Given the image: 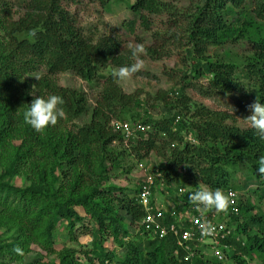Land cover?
Here are the masks:
<instances>
[{
    "label": "trees",
    "instance_id": "trees-1",
    "mask_svg": "<svg viewBox=\"0 0 264 264\" xmlns=\"http://www.w3.org/2000/svg\"><path fill=\"white\" fill-rule=\"evenodd\" d=\"M98 1L106 5L111 0ZM21 7L26 12L15 18L9 3L0 4V229L8 237L0 236V264H250L255 256L264 264V210L257 206L259 211L253 212L256 204L249 198L240 199L239 215L229 213V207L226 210L240 237V241L229 239L235 246L233 254L225 262L205 253L186 261L172 236L151 239L144 231L146 212L138 194L130 198L122 194L126 188L106 185L120 156L110 149L119 143L129 145L131 150L125 151L140 159L161 153L165 162L155 183L178 194L177 202L183 207L193 205L189 194L198 186L223 192L245 188L246 181H234L240 169L260 182L257 189L263 202L264 175L257 171V160L264 156V139L246 117L257 97L264 103V0L135 2L132 9L140 13L141 24L147 28L151 27L149 17H167L166 31L154 33L153 41L159 46L149 47L150 55L169 53L164 52L169 44L183 45L182 63L190 68L187 84L190 78H205L207 95L231 94L235 100L233 111L192 103L184 83L175 102L165 92L157 94L173 110L170 117L160 119L143 116L140 99L124 93L117 78L103 74L110 66L131 65L132 54L126 53L118 37L90 39L62 0H24ZM234 45H242V52L214 54L216 49ZM38 66L45 73L33 77ZM65 72L86 81L105 80L95 107L83 90L58 84L57 74ZM37 95L64 100L59 106L64 118L41 131L24 119ZM128 114L132 126L142 123L150 129L137 132L127 142L111 122L113 116L127 119ZM85 116L89 121L70 128L69 123ZM16 176L30 182L21 186L13 181ZM181 188H185L182 193ZM78 207L95 223L90 230L94 247L91 253L85 252V261L71 247L55 248V230L61 220L66 221L70 240H79L78 224L83 226L87 217ZM127 220L137 225L136 242L127 239ZM106 237L122 253L120 257L107 248ZM34 247L56 254L57 259L24 263Z\"/></svg>",
    "mask_w": 264,
    "mask_h": 264
},
{
    "label": "rangeland",
    "instance_id": "rangeland-1",
    "mask_svg": "<svg viewBox=\"0 0 264 264\" xmlns=\"http://www.w3.org/2000/svg\"><path fill=\"white\" fill-rule=\"evenodd\" d=\"M136 1L137 0H111L106 5H102L98 0H62V5L76 18L78 28L83 30L85 35L90 39L98 40V38L105 35L116 36L118 37L117 39L122 42V47L125 49L126 53L131 52V49L128 47L129 44L133 46L143 45L144 52L139 54L138 57L143 60V68L136 73H132L125 79L117 78V84L124 93L133 95L132 97L135 99H137V97L140 99L142 105L141 113L143 116L147 114L145 116L154 119L170 117L173 114V110L171 107L169 108L166 106V102L160 101L157 94L159 92H165L166 97L170 99V101L174 99L177 101L182 91V84L184 83L187 85L185 92L190 97L192 103L197 102L214 109L233 111V106L235 104L233 95L206 94L204 89L207 84V79L200 78L195 80L190 78L187 84V74H189L187 72H190V68L188 64L184 65V63H182L183 45L182 47L180 45L177 47L169 44L168 49L164 51L169 53H164L163 55H161L162 53H156L152 56L148 53L149 47L158 45L153 41L154 33L166 31L167 17H149L151 27L147 28L143 26L141 24L140 13H136L132 9ZM4 2L9 3L13 7L12 11L15 18L22 16V14L26 12L21 7V5L24 4V0H0V4ZM131 25H134V31H132ZM158 49H160V47H158ZM242 50V45L225 46L214 50V54L224 56L227 52H242ZM130 59L132 60L131 64H133L136 62L137 57L131 56ZM115 68L119 67L110 66L103 70V74L108 77L112 75V70ZM42 73H45L44 68L38 66L33 73V77ZM56 79L58 84L63 87L83 90L85 94H87L90 104L94 107L101 99V95L106 86L103 78L94 81H86L72 72L57 74ZM126 118L127 119H118L113 116L111 123L117 120H129L128 122L131 123L130 114L126 115ZM89 119V116L82 117L81 119L69 123V126L73 129L77 125H83L85 122L89 121ZM190 137L191 135L188 138ZM127 146L129 145L125 144V146H122L119 143H114L111 149L109 148L110 152L114 151L116 154L119 152L120 156L117 162V168L108 173L106 185L114 184L124 187L126 190L122 191V194H127L130 198H136L137 194H139V192L136 193L137 188L142 186V184L144 185L148 178L157 179L159 177L165 158L161 153L153 152L147 158L140 159L136 153L125 151L126 148L131 150ZM110 152L108 155H110ZM233 177L237 184H244V181L247 182L245 188L238 190L241 196L240 199L243 198V201H245L249 198L254 202L256 205L252 210L253 212L259 211L257 206L264 210V200L262 203L259 201L260 193L259 189H257L260 182L250 177L248 172L244 169L237 171ZM13 181L21 186L27 185L30 182L29 179L19 176H16ZM154 186V197L158 199V201L163 202L166 210L172 208H178L180 210V203H178L176 199L179 196L178 194H170L166 189H163L161 184L157 185L155 183ZM196 187L197 186L189 185L190 189H195ZM224 193L227 196V191ZM78 209L83 216L87 217L84 220V225H87L88 229H85L84 225L82 226L83 223L78 224V228L80 229L78 233L79 240L74 242L69 238L66 229V221L61 220L55 230V248L61 251L65 247H71L76 250V256L85 261V252L91 253L94 247L95 236L92 235L90 230L95 227V223L93 220H90L89 216L86 215L81 207H78ZM125 229L129 233L127 239L136 242L138 239L137 225H132L131 221L127 220L125 222ZM0 236L5 240L8 239V237L3 234L2 229H0ZM105 244L107 248H113L118 257L121 256L122 253L117 249L116 245L109 237H106ZM56 259V254L48 255L42 249L34 247V251L26 256L24 263L51 261ZM249 261L250 264H262L261 258L257 256Z\"/></svg>",
    "mask_w": 264,
    "mask_h": 264
},
{
    "label": "built area",
    "instance_id": "built-area-1",
    "mask_svg": "<svg viewBox=\"0 0 264 264\" xmlns=\"http://www.w3.org/2000/svg\"><path fill=\"white\" fill-rule=\"evenodd\" d=\"M115 130H120L125 140L136 135L137 132H147L150 126L136 123L131 125L128 122L114 121ZM128 139V140H127ZM155 185L154 178H148L138 194L139 203L144 207L146 215L142 220V228L148 232L151 239H165L172 236L178 248L185 252V260H192L199 253H210L219 261L227 259V254L235 251V246L229 239L240 241L235 234V224L231 221L229 213L239 215L240 195L236 190L227 191L229 198L228 211H207L203 216L195 210L194 205L189 207L165 209L163 202L154 197L152 187ZM163 187V184L161 183ZM185 188L179 190L180 193ZM169 213V215L167 214ZM171 217V220H170ZM201 224H210L214 232L210 236L201 235ZM244 245V243H242Z\"/></svg>",
    "mask_w": 264,
    "mask_h": 264
},
{
    "label": "clouds",
    "instance_id": "clouds-1",
    "mask_svg": "<svg viewBox=\"0 0 264 264\" xmlns=\"http://www.w3.org/2000/svg\"><path fill=\"white\" fill-rule=\"evenodd\" d=\"M33 35H35L33 33ZM128 47L131 49L133 57H137L136 62L131 65L121 66L112 70L113 78L125 79L132 73L140 71L144 64L143 60L139 59V54L144 52L143 45H131ZM39 79V77H36ZM64 100L57 95L35 96L31 101L28 108L24 112L25 122L28 123L34 130L41 131L49 125H55L58 119H63L65 116L64 111L60 105H63ZM251 115L246 117L248 125L255 129L259 133V138L264 139V103L257 99L249 105ZM193 139L192 137L189 138ZM258 173L264 175V156H260L257 160ZM189 200L194 205L195 210L200 212L201 216L207 211L215 210L217 212L226 211L229 205V198L220 189H211L206 186H198L197 189L189 194ZM201 235L210 236L215 231L210 224H201ZM17 253H20V249H16ZM230 254H233L231 252ZM213 257L210 253L206 254ZM229 253L227 254V259ZM226 259V260H227ZM218 260V259H217ZM221 261V262H225ZM219 261V260H218Z\"/></svg>",
    "mask_w": 264,
    "mask_h": 264
}]
</instances>
